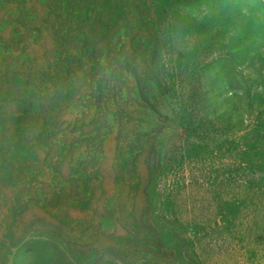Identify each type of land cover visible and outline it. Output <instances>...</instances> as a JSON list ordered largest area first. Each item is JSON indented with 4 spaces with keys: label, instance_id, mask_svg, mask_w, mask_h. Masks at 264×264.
<instances>
[{
    "label": "rangeland",
    "instance_id": "obj_1",
    "mask_svg": "<svg viewBox=\"0 0 264 264\" xmlns=\"http://www.w3.org/2000/svg\"><path fill=\"white\" fill-rule=\"evenodd\" d=\"M0 264H264V0H0Z\"/></svg>",
    "mask_w": 264,
    "mask_h": 264
}]
</instances>
